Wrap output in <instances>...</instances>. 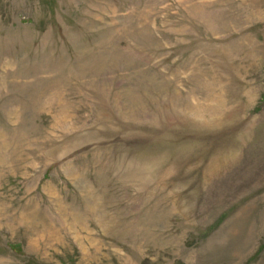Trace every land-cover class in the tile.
<instances>
[{
  "label": "rangeland",
  "instance_id": "1",
  "mask_svg": "<svg viewBox=\"0 0 264 264\" xmlns=\"http://www.w3.org/2000/svg\"><path fill=\"white\" fill-rule=\"evenodd\" d=\"M0 264H264V0H0Z\"/></svg>",
  "mask_w": 264,
  "mask_h": 264
},
{
  "label": "bare ground",
  "instance_id": "2",
  "mask_svg": "<svg viewBox=\"0 0 264 264\" xmlns=\"http://www.w3.org/2000/svg\"><path fill=\"white\" fill-rule=\"evenodd\" d=\"M247 240V239H246Z\"/></svg>",
  "mask_w": 264,
  "mask_h": 264
}]
</instances>
